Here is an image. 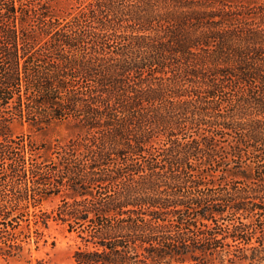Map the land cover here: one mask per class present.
<instances>
[{"label":"trees","instance_id":"16d2710c","mask_svg":"<svg viewBox=\"0 0 264 264\" xmlns=\"http://www.w3.org/2000/svg\"><path fill=\"white\" fill-rule=\"evenodd\" d=\"M51 223L74 264H264V0H0V260Z\"/></svg>","mask_w":264,"mask_h":264},{"label":"rangeland","instance_id":"374dc122","mask_svg":"<svg viewBox=\"0 0 264 264\" xmlns=\"http://www.w3.org/2000/svg\"><path fill=\"white\" fill-rule=\"evenodd\" d=\"M8 133L14 136L29 135L37 143L64 140L74 134L73 130L65 124L56 123L46 128L35 129L29 127L26 123L16 121L9 125ZM58 204L59 199L56 198L51 202L45 203L43 208L51 210ZM45 235L48 241L46 246L40 245L38 250H34L32 246L30 254L25 253L20 258L8 261L0 260V264H74L72 256L80 244L76 234L68 233L64 226L51 223Z\"/></svg>","mask_w":264,"mask_h":264}]
</instances>
